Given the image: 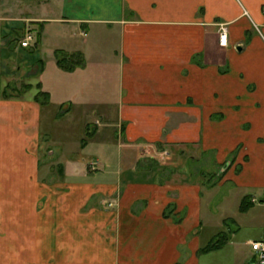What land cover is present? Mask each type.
<instances>
[{
  "label": "crops",
  "instance_id": "1",
  "mask_svg": "<svg viewBox=\"0 0 264 264\" xmlns=\"http://www.w3.org/2000/svg\"><path fill=\"white\" fill-rule=\"evenodd\" d=\"M17 5L0 3V264H257L264 0H34L13 15ZM26 25L30 47L18 41ZM57 49L84 64L62 68ZM77 112L73 145L102 156L94 174L84 160L52 162L45 143L60 138L47 121ZM115 144L113 163L103 153ZM149 145L169 157L141 155ZM193 158L238 208L256 199L251 209L202 213L217 183L202 187ZM211 217L219 226L202 238Z\"/></svg>",
  "mask_w": 264,
  "mask_h": 264
},
{
  "label": "rangeland",
  "instance_id": "2",
  "mask_svg": "<svg viewBox=\"0 0 264 264\" xmlns=\"http://www.w3.org/2000/svg\"><path fill=\"white\" fill-rule=\"evenodd\" d=\"M0 3H3V5L8 4L11 7L18 4L17 8H14L13 10L10 11L13 15H18L20 13H26V12L29 13V11H27V9L24 8V5L28 3V4H31V6H33L34 0H31V1L30 0H0ZM48 9L49 10L51 9V5L48 6ZM53 10L54 9H52V11ZM32 13L34 12H30L29 14H32ZM32 30L33 29L30 28L29 25H26L24 33L22 34L25 35L26 32H31L33 34ZM22 34L18 36V41H20V39L23 37ZM56 108H57V102L54 101L53 103H49V105L47 106V109L45 110V115L51 116L55 112ZM78 114L80 113L78 112L75 113V115L71 118L73 120L54 119L53 121H47L45 123L47 128L50 130L54 129L55 134H59L60 138L57 136L50 137L47 141H45V143L47 144L50 150H53V152L49 155L52 162L56 163L59 160L68 161L70 159L80 162L81 164H84L85 162L84 165H86L87 169L94 174V172H97L102 167V162L100 160L102 156L99 154H96L95 156H91V154H87L86 151L82 152L81 148H79L77 145L75 146L73 145L74 143H76V140L79 141V139L81 138L80 132H82L81 125H79L80 121H79ZM91 119H94V117H92ZM93 125L95 124L89 123V125L87 126V131L89 132L93 131L94 130ZM59 140H61V143ZM57 147H59V151L56 154V151H54V149H56ZM111 150L112 151H109V153L107 154L103 153L104 154L103 157L104 158L106 157L107 160H110V156H111L112 158H114L113 163H115L116 157L119 156L118 149L116 148V144L113 145V148ZM140 152H141L140 153L141 155L145 157L147 156L151 160H155V161L157 160L165 161V159L168 158L170 154L168 148H162V150L159 151V150H155L153 148V145L143 146ZM82 155H85L84 156L85 159H82ZM43 156L42 158H44ZM194 158L192 161V166L195 169V174L198 176L197 180H199L202 183V187L204 186L207 187L208 185L209 186L215 185L217 183V179L215 177L216 173L212 174V173L207 172L206 166L204 167L203 163L199 162L198 159H194ZM92 163H95V166H96L95 169L91 167ZM195 180H196V177H195ZM222 188L223 187L220 185V183H217V186L215 188V194L208 195V196L207 194L205 195V197L202 200L203 202L202 213H241V212H244V211L240 212V209L238 208L237 203L235 202L236 196L234 195V192H231L229 194H226V196H224L222 195ZM113 203L115 204L114 206H117L116 203L118 202H113ZM251 203L253 202L250 200V198L248 200L245 199V201L242 204L243 206H245L243 210H247L248 212L252 207ZM108 204L111 205L112 203L109 202ZM249 205L251 206L248 207ZM251 210L252 211L256 210V212L264 213V205H260V206L256 205V208H252ZM218 226H219L218 219L211 217L208 220L207 224H203V226L201 225V227L199 228L201 237L205 238V236H208L209 234L213 233L216 230V228H218ZM249 228H250L249 231L247 230L245 231L249 233H254L257 231L256 228H251V227ZM221 240H219V242Z\"/></svg>",
  "mask_w": 264,
  "mask_h": 264
},
{
  "label": "trees",
  "instance_id": "3",
  "mask_svg": "<svg viewBox=\"0 0 264 264\" xmlns=\"http://www.w3.org/2000/svg\"><path fill=\"white\" fill-rule=\"evenodd\" d=\"M55 55H56V61L58 65L66 70H73L75 67L82 66L84 64V58L80 52L67 53L63 50L57 49L55 51ZM43 93L47 96L46 92H43V91L38 92L39 95H42ZM245 199H243L239 205V209L241 211H245L243 210L245 206L242 205ZM219 240L221 241L219 242ZM225 240H227V235L225 233H219L216 238H213L210 241H208V243H206V245H204L201 248V251H207V250L217 248Z\"/></svg>",
  "mask_w": 264,
  "mask_h": 264
},
{
  "label": "built area",
  "instance_id": "4",
  "mask_svg": "<svg viewBox=\"0 0 264 264\" xmlns=\"http://www.w3.org/2000/svg\"><path fill=\"white\" fill-rule=\"evenodd\" d=\"M33 34L31 32H26L25 35L20 39L19 44L22 47H29L31 41L33 40ZM227 42V34L224 29L219 31V43L225 45ZM91 167L96 168L95 163H92ZM251 246L257 253V260L259 264H264V242L260 240L251 241Z\"/></svg>",
  "mask_w": 264,
  "mask_h": 264
}]
</instances>
